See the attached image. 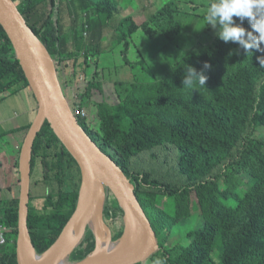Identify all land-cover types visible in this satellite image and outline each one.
Instances as JSON below:
<instances>
[{"label": "trees", "instance_id": "trees-1", "mask_svg": "<svg viewBox=\"0 0 264 264\" xmlns=\"http://www.w3.org/2000/svg\"><path fill=\"white\" fill-rule=\"evenodd\" d=\"M14 1L55 61L64 94L69 87L64 68L69 65L74 71L75 62L85 56L86 86L78 105L96 103L99 121L95 131L86 118L78 117V122L135 186L159 242V251L145 264L157 257L165 264H264V134L258 132L264 129V67L256 59L261 53L246 54L237 43L216 37L213 45L198 46L155 82L120 84L113 92L114 102L97 101L95 92L105 90L99 71L104 68L105 30L124 12L118 0L71 5L70 31L61 16L64 0H46L49 11L34 17L45 0ZM182 7V0H171L140 26L126 15L117 29L123 64L133 67L141 62L129 59L133 49L129 39L138 33L169 40L180 34L176 16L185 12ZM81 15L87 18L86 29L79 24ZM243 26L250 29L247 19ZM204 62L211 65L204 70L205 86L198 82L183 86L185 69L200 71ZM18 86L29 88L0 25V100L6 93H16ZM16 154V183L8 186L11 198L0 200V226L8 229L6 243L0 245V264H18L21 148ZM39 160L45 192L33 204L31 184L28 226L40 255L55 242L77 207L82 175L47 122L34 142L32 178ZM107 191L113 204L106 203L104 219L116 241L126 227L124 212ZM95 249L96 236L89 228L69 261L84 260ZM216 253L218 262L213 258Z\"/></svg>", "mask_w": 264, "mask_h": 264}, {"label": "water", "instance_id": "water-1", "mask_svg": "<svg viewBox=\"0 0 264 264\" xmlns=\"http://www.w3.org/2000/svg\"><path fill=\"white\" fill-rule=\"evenodd\" d=\"M0 25L6 32L15 50L29 89L38 102L35 120L27 132L21 148L19 161L20 196L19 222L16 241L18 264H145L158 251L159 242L144 209L135 192V186L125 172L110 155H107L78 122L66 100L55 68L44 43L36 36L27 19L21 13L14 0H0ZM47 122L81 170L82 180L79 190L77 207L55 242L42 254L36 251L28 226L29 204L32 184L33 146L42 126ZM100 180L104 194L96 192V182ZM110 190L119 207L124 212L123 223L127 221L136 225L143 236L139 244L128 252L117 250L103 256L98 255L99 234L94 221L83 227L78 241H75L64 255L60 252L61 243L66 234L80 221L86 220L93 205L101 202V223L107 230L110 242L116 248L125 245L128 237L124 233L114 241L112 231L105 222L104 209ZM91 228L96 236V249L84 260L70 262L69 257L86 238ZM30 258L34 260L30 263Z\"/></svg>", "mask_w": 264, "mask_h": 264}, {"label": "rangeland", "instance_id": "rangeland-1", "mask_svg": "<svg viewBox=\"0 0 264 264\" xmlns=\"http://www.w3.org/2000/svg\"><path fill=\"white\" fill-rule=\"evenodd\" d=\"M83 1L89 2L91 0L62 1L61 16L62 19L65 20L67 31L71 30L72 25L70 10L68 8L70 7V9H72L71 5H75V3L80 4ZM170 1L171 0H118L122 9H124V12L121 15H117L105 30L104 44L102 47L104 53L102 57L104 68L99 69L101 76H103L102 81H104L105 90L104 93L99 91L95 92L97 101H107L108 98L111 102H114L113 92L116 86L120 84L130 85L132 82H155V78L159 79L165 76L167 72H170L173 66H176V62H180L187 56L193 54L192 52H196L198 46L206 47L214 44V40L217 37L215 34L216 29H213L210 25H205L206 20L204 18V14L213 0H182V9L185 12H181L176 16L177 24L182 29L180 34L169 40L158 36L149 38L142 33H138L133 39H129V42L132 40L131 46L133 48L132 51H130L131 57L129 59L132 62H141L133 67L123 64L124 61L120 55V50L123 48V44L119 43L117 32L121 20L126 15H132L140 26L156 13L158 9ZM93 2L96 5H102V3H100L102 0H93ZM49 8V2L45 0L38 5L37 9L31 16L34 17L40 15L45 11H49ZM95 9L98 10L99 8ZM84 16L81 15L79 17V24L86 29L87 19L85 18L83 20ZM82 20L85 22L84 26L82 25ZM69 50L72 51L71 46ZM136 54L142 55L139 57ZM142 57H144V59H142ZM84 60L85 56L82 54L77 62H75L74 71H72L69 65L64 68L66 80H63L69 82V87L65 88L64 96L68 101L70 108L74 111L81 110V118H86L90 129L95 131L99 121V112L96 103L90 104V106L86 108L85 106L80 107L78 105L81 100L82 90L86 86V66ZM94 63L95 60L93 59L91 65ZM16 89V93H7V98L4 103H0V108H3L6 111L7 117L4 125H0V146L4 149L12 146V137L15 146L22 147L27 134V132L24 131V128L32 124V120L34 121L37 116L38 110L36 111V116L34 115V109L35 105L37 106V102L35 101L36 99H34L31 90L25 86H18ZM258 132L264 134V129L261 128ZM43 177L44 169L41 160H39L36 164L32 178V193L34 196V200L32 201L33 204L37 201L40 194L45 192V187L42 182ZM2 184L4 185V188L2 187ZM8 184L9 181L0 183V189L7 190L5 195L8 196V198H11ZM5 195L3 194L1 199L6 200ZM106 203L110 205L113 204L111 196H108ZM158 203L162 207L164 198L160 197ZM175 239H177V237H175L174 240ZM213 258L218 262V253L214 254Z\"/></svg>", "mask_w": 264, "mask_h": 264}, {"label": "clouds", "instance_id": "clouds-1", "mask_svg": "<svg viewBox=\"0 0 264 264\" xmlns=\"http://www.w3.org/2000/svg\"><path fill=\"white\" fill-rule=\"evenodd\" d=\"M204 18L205 25L216 29L215 34L220 40L225 43H237L246 54H253V50L261 53L256 59L260 67H264V0H213ZM245 19L250 29L243 26ZM210 68L211 65L208 62H204L203 69L200 71L188 66L185 69L183 86L192 87L195 82L205 86L207 76L204 70ZM152 264H165V261L157 257Z\"/></svg>", "mask_w": 264, "mask_h": 264}, {"label": "bare ground", "instance_id": "bare-ground-1", "mask_svg": "<svg viewBox=\"0 0 264 264\" xmlns=\"http://www.w3.org/2000/svg\"><path fill=\"white\" fill-rule=\"evenodd\" d=\"M96 192L100 196H103L104 194V188L100 180H97L96 182ZM101 212V202L97 203L96 205H93L87 219L75 224L73 228L64 237L60 247L61 254L64 255L65 253H67L72 244L75 241L79 240L83 227L86 226L90 221L95 222L99 234V246L97 256L108 255L116 251L117 249V251L120 253L131 251L143 239V236L140 231H138V229L136 228V225L132 222L127 221L125 225L126 227L124 230V235H127L128 240L125 245L121 246V248H116L115 245L110 242L108 232L101 223ZM33 260L34 258H30L29 262L31 263ZM61 263L62 260H60L58 264Z\"/></svg>", "mask_w": 264, "mask_h": 264}, {"label": "crops", "instance_id": "crops-1", "mask_svg": "<svg viewBox=\"0 0 264 264\" xmlns=\"http://www.w3.org/2000/svg\"><path fill=\"white\" fill-rule=\"evenodd\" d=\"M133 18H135V17L133 16ZM136 24H137V22H136ZM6 94H4L2 96L3 99L1 98L2 100H0V103H4L5 99L7 98ZM34 99H35V97H34ZM37 110H38V102H37V106L35 105V109H34V115L35 116H36ZM6 118H7L6 117V111L3 108H0V120H1L0 125H4ZM32 122H33V120H32ZM11 143H12V146L7 147L6 149H4L2 146H0V183L8 182L10 180V182L8 184L9 186L14 185L15 182H13V181L16 180V174H15V171L13 168L14 164H15V158H16L15 153H17L16 151H18L21 148V147L15 146V144L13 143V137H12ZM2 187L4 188L3 184H2ZM4 192H5V190L0 189V200H2L1 197L4 194ZM6 198H8V196Z\"/></svg>", "mask_w": 264, "mask_h": 264}, {"label": "built area", "instance_id": "built-area-1", "mask_svg": "<svg viewBox=\"0 0 264 264\" xmlns=\"http://www.w3.org/2000/svg\"><path fill=\"white\" fill-rule=\"evenodd\" d=\"M86 35V34H85ZM73 115L75 117H81L82 116V112L81 110H73ZM84 113V112H83ZM8 232V229L5 227L0 226V245H3L6 243V233Z\"/></svg>", "mask_w": 264, "mask_h": 264}]
</instances>
